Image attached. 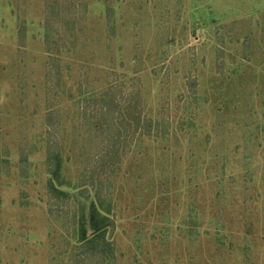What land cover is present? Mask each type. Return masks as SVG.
Segmentation results:
<instances>
[{
  "label": "rangeland",
  "instance_id": "rangeland-1",
  "mask_svg": "<svg viewBox=\"0 0 264 264\" xmlns=\"http://www.w3.org/2000/svg\"><path fill=\"white\" fill-rule=\"evenodd\" d=\"M0 264H264V0H0Z\"/></svg>",
  "mask_w": 264,
  "mask_h": 264
},
{
  "label": "trees",
  "instance_id": "trees-1",
  "mask_svg": "<svg viewBox=\"0 0 264 264\" xmlns=\"http://www.w3.org/2000/svg\"><path fill=\"white\" fill-rule=\"evenodd\" d=\"M137 96V95H136ZM128 105L129 113L128 117V126L134 131L137 132L140 126H145L147 129V134L150 133V129L154 125L151 118H147L143 120L140 111H138L137 106H131L129 103H126L125 106ZM123 107V105H121ZM124 106V107H125ZM57 160V157L55 158ZM60 164L56 165L54 170L50 171V175L54 177H50L49 185L50 190L57 191L58 189L55 187L54 181L58 176ZM77 224H76V235L78 237L79 242H81L84 247L87 249H97L100 253L106 257V254L111 252L112 244L106 239V234L110 227V220L107 215H105L102 210L99 208V204L97 202L91 201L88 210H81L80 215L77 216ZM109 249V250H108ZM109 255V254H108Z\"/></svg>",
  "mask_w": 264,
  "mask_h": 264
}]
</instances>
